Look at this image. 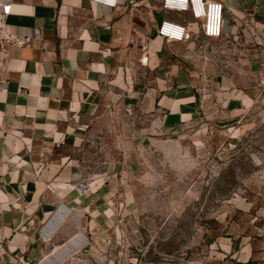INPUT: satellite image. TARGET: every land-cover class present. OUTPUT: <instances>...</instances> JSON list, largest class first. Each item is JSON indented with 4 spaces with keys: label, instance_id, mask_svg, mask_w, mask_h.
<instances>
[{
    "label": "rangeland",
    "instance_id": "1",
    "mask_svg": "<svg viewBox=\"0 0 264 264\" xmlns=\"http://www.w3.org/2000/svg\"><path fill=\"white\" fill-rule=\"evenodd\" d=\"M225 1L222 37L160 38L172 73L197 92L193 122L170 132L147 130L136 123L139 111L125 102L127 93L120 94L124 102L107 97L101 113L109 121L101 122L83 155L92 177L86 190L81 187L90 189L86 246L70 260L243 264L235 252L261 240L264 0ZM149 2L161 20L160 0ZM131 74L137 83L150 76L141 69ZM1 240L0 264H22L19 250Z\"/></svg>",
    "mask_w": 264,
    "mask_h": 264
},
{
    "label": "crops",
    "instance_id": "2",
    "mask_svg": "<svg viewBox=\"0 0 264 264\" xmlns=\"http://www.w3.org/2000/svg\"><path fill=\"white\" fill-rule=\"evenodd\" d=\"M7 1L15 41L0 46V241L19 250L22 264H44L88 226L90 189L81 185L86 190L92 177L83 155L109 121L101 113L107 97L124 102L120 94L127 93L125 102L139 111L136 123L161 132L193 122L198 99L172 73L156 36L165 13L158 19L150 0L117 8L92 0ZM138 69L150 73L139 83L131 74ZM74 201L83 207L43 240L40 229L57 206ZM85 246L73 253L82 255ZM235 253L243 264H264V233ZM77 260L59 264H87Z\"/></svg>",
    "mask_w": 264,
    "mask_h": 264
},
{
    "label": "built area",
    "instance_id": "3",
    "mask_svg": "<svg viewBox=\"0 0 264 264\" xmlns=\"http://www.w3.org/2000/svg\"><path fill=\"white\" fill-rule=\"evenodd\" d=\"M111 8L120 5L128 7L135 4L136 0H92ZM160 6L165 13L164 18L156 28V36L165 41L185 42L195 38H220L224 34L226 24L227 4L223 0H161ZM13 12L10 1L0 0V46L8 45L15 41V35L9 29L7 19ZM171 13L178 16L171 15ZM83 187V185H81ZM67 207L74 209L65 203H60L55 212ZM46 224L40 229L43 232ZM46 235L42 239L46 241ZM85 239L82 233L76 234L71 240H75L74 248L84 246Z\"/></svg>",
    "mask_w": 264,
    "mask_h": 264
},
{
    "label": "bare ground",
    "instance_id": "4",
    "mask_svg": "<svg viewBox=\"0 0 264 264\" xmlns=\"http://www.w3.org/2000/svg\"><path fill=\"white\" fill-rule=\"evenodd\" d=\"M70 210L73 211L72 209H68L67 207L57 210V212H59L53 217L47 227L45 226L43 232H41V237L42 235H46L45 237L47 240L49 236H52V234L56 232L61 227V225L64 224L65 221L68 219ZM68 243V245L58 250L51 257L47 258L44 264H59L63 260L69 258L73 254V248L78 245H76L75 240H73V242L69 241Z\"/></svg>",
    "mask_w": 264,
    "mask_h": 264
}]
</instances>
